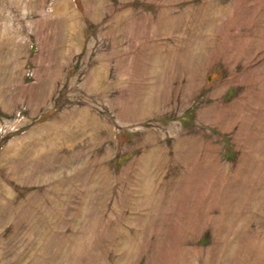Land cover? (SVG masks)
Instances as JSON below:
<instances>
[{"label": "rangeland", "instance_id": "1", "mask_svg": "<svg viewBox=\"0 0 264 264\" xmlns=\"http://www.w3.org/2000/svg\"><path fill=\"white\" fill-rule=\"evenodd\" d=\"M0 264H264V0H0Z\"/></svg>", "mask_w": 264, "mask_h": 264}]
</instances>
